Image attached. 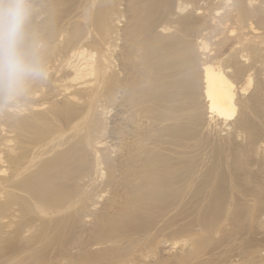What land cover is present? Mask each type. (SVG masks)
<instances>
[{
    "label": "bare ground",
    "instance_id": "bare-ground-1",
    "mask_svg": "<svg viewBox=\"0 0 264 264\" xmlns=\"http://www.w3.org/2000/svg\"><path fill=\"white\" fill-rule=\"evenodd\" d=\"M30 2L0 264H264V0Z\"/></svg>",
    "mask_w": 264,
    "mask_h": 264
},
{
    "label": "clouds",
    "instance_id": "clouds-1",
    "mask_svg": "<svg viewBox=\"0 0 264 264\" xmlns=\"http://www.w3.org/2000/svg\"><path fill=\"white\" fill-rule=\"evenodd\" d=\"M32 10L30 0H0V104L16 101L46 74L28 39Z\"/></svg>",
    "mask_w": 264,
    "mask_h": 264
}]
</instances>
